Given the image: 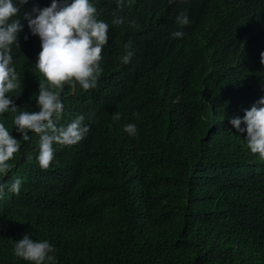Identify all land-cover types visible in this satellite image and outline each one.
<instances>
[{
	"label": "trees",
	"instance_id": "trees-1",
	"mask_svg": "<svg viewBox=\"0 0 264 264\" xmlns=\"http://www.w3.org/2000/svg\"><path fill=\"white\" fill-rule=\"evenodd\" d=\"M91 2L109 24L103 72L95 89L65 85L58 122L84 115L90 131L54 145L46 170L38 135L24 141L13 120L39 111L41 41L23 16L51 0L20 6L10 54L21 87L6 94L18 111L0 114L20 148L0 183L21 190L0 199V264H28L13 253L25 234L47 240L56 264H264V159L229 123L264 97V0H135L119 26L116 0Z\"/></svg>",
	"mask_w": 264,
	"mask_h": 264
},
{
	"label": "clouds",
	"instance_id": "clouds-1",
	"mask_svg": "<svg viewBox=\"0 0 264 264\" xmlns=\"http://www.w3.org/2000/svg\"><path fill=\"white\" fill-rule=\"evenodd\" d=\"M28 0H0V114L11 110L18 111L12 96L6 94L21 87L19 74L12 67L13 57L10 46L17 44V33L23 25L17 18L20 6ZM135 0H116L113 11V25L125 23L119 14L126 7H131ZM171 2V0H170ZM98 9L91 0H51L50 6L40 8L33 6L31 12H25L23 19L32 35L41 41L35 67L44 77L38 85L36 103L37 112L19 111L14 116L15 130L24 141L30 139L29 132L38 135V152L36 160L41 169H48L54 159V145L72 146L83 140L90 131L83 122L84 115H76L66 125L60 121L63 104L60 99L65 85L75 88L79 85L88 91L97 87L98 78L103 72L101 67L102 50L108 41L109 24L98 18ZM135 27V21H128ZM176 23L186 26L190 23L186 13L176 16ZM182 38L184 33L176 31L171 34ZM27 39V36L25 37ZM131 45L125 44V54L121 62L128 64L133 56L129 51ZM260 62L264 64V52L260 53ZM259 105V106H258ZM91 115H94L92 113ZM119 112L112 115L114 121L120 120ZM229 123L237 132H246V146L253 154L264 159V97L245 110L243 118H231ZM246 125L241 128V124ZM123 131L130 136L137 134L135 124H126ZM20 148V140L13 138L5 124L0 122V176L7 175ZM31 158V157H29ZM8 192L19 194L21 180L15 179L10 184L0 183V199ZM55 248L47 241H37L25 234L22 239L14 241L13 253L28 264H56Z\"/></svg>",
	"mask_w": 264,
	"mask_h": 264
},
{
	"label": "bare ground",
	"instance_id": "bare-ground-1",
	"mask_svg": "<svg viewBox=\"0 0 264 264\" xmlns=\"http://www.w3.org/2000/svg\"><path fill=\"white\" fill-rule=\"evenodd\" d=\"M252 32H253V31H252ZM261 42H262V41H261ZM261 42H260V43H261ZM262 44H263V42H262ZM262 83H263V82H262ZM256 84H257V83H256ZM262 87H264V86H262Z\"/></svg>",
	"mask_w": 264,
	"mask_h": 264
}]
</instances>
